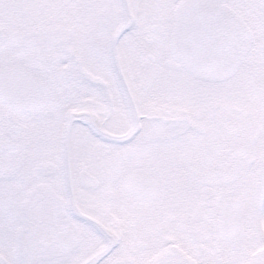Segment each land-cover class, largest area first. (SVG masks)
Here are the masks:
<instances>
[{"label":"snow or ice","instance_id":"obj_1","mask_svg":"<svg viewBox=\"0 0 264 264\" xmlns=\"http://www.w3.org/2000/svg\"><path fill=\"white\" fill-rule=\"evenodd\" d=\"M0 264H264V0H0Z\"/></svg>","mask_w":264,"mask_h":264}]
</instances>
